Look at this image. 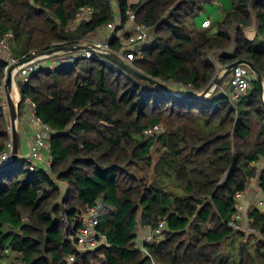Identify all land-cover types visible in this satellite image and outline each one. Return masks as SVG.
Instances as JSON below:
<instances>
[{
    "label": "trees",
    "instance_id": "1",
    "mask_svg": "<svg viewBox=\"0 0 264 264\" xmlns=\"http://www.w3.org/2000/svg\"><path fill=\"white\" fill-rule=\"evenodd\" d=\"M115 1L122 22L131 8L153 33L150 44L134 49L132 65L172 92L102 56L42 67L21 80L19 117L31 99L54 132L51 164L31 169L19 158L0 169V264L5 248L21 254L19 264H264V212H247L255 230L248 236L230 224L237 194L257 176L252 163L264 158L258 82L252 73L235 102L219 89L203 99L178 92L182 84L191 87L185 93H202L218 67L238 59L264 75V0H230L215 32L214 22L193 21L204 0ZM83 6L93 8L91 17L67 29ZM115 19L113 0H0V39L13 33L9 54L0 53V153L10 139L1 103L9 58L81 43ZM121 38L114 33L111 49L130 52ZM258 180L264 190V165ZM95 206L97 228L111 245L78 250L71 228ZM162 220L160 237L140 249L142 229Z\"/></svg>",
    "mask_w": 264,
    "mask_h": 264
},
{
    "label": "built area",
    "instance_id": "2",
    "mask_svg": "<svg viewBox=\"0 0 264 264\" xmlns=\"http://www.w3.org/2000/svg\"><path fill=\"white\" fill-rule=\"evenodd\" d=\"M207 1V0H204ZM94 12L93 8L90 6H83L78 13L76 22L80 20L79 24L82 23V21L88 20L92 13ZM127 14L130 15L132 18L131 20L135 22V16L132 14V11L130 8L127 9ZM119 18V19H118ZM128 21V20H127ZM129 22V21H128ZM131 22V21H130ZM73 23V22H72ZM71 23V24H72ZM78 23V22H77ZM122 19L120 17V14L117 16L114 22L109 23V27L112 29H115L118 25H121ZM107 25V26H108ZM211 25V21L209 19L204 20L201 23V27H209ZM135 27H137L135 30L137 32L134 33L131 39V42L134 43L135 46H137L141 42L147 41V36L143 34V31L146 29V27L142 24H137L135 22ZM75 27H71L69 25L67 29H75ZM13 37L12 32H8L2 39H0V50L1 52H4V49H8V40ZM86 40V39H85ZM83 40L81 43H85L88 40ZM97 45L106 48L111 49L110 47V40L106 41H93ZM147 44H150L149 41H147ZM132 50L128 53H124L123 51L118 52L120 55H122L128 62H131L135 55L134 48H131ZM138 49V48H137ZM83 56V57H99L100 55L92 52H76L71 54H57L53 57H55L56 61L60 64V66L68 64L70 61L75 60ZM51 58L50 56H45L43 54H33L31 56H24L21 59H15V58H9V63L6 67L7 69L14 64L19 63L22 60H25V62L14 70V98L16 101L20 103L22 100L19 88H18V82L16 80L17 77H20V80H28L31 74L38 69H41L43 66L42 62L43 60ZM211 59L213 62L217 63L219 61L218 52L213 53L211 55ZM224 71V68L221 69L220 72L222 73ZM217 73V74H218ZM252 70L247 65H239L237 66L233 72H232V80L231 85L233 86L234 90L229 93L227 92L226 95L231 99L232 102H235L239 99L241 94L245 91H247L251 85V75ZM5 83V80H4ZM178 88L181 93H185L188 91V89H191L190 85H182L179 84ZM2 106L5 110L9 109L8 105V99L6 95L5 86H3V92H2V100H1ZM25 107L28 112V115L31 118V122L34 126V144L32 146V150L30 153L27 154L25 157L28 161H30L32 164L30 166L31 169H35L37 164H44L47 167H50V137L53 130L51 129L50 125L45 123L43 120L37 117L36 115V105L31 99H26L25 101ZM9 133H10V139L7 143V149L0 153V164L8 162L13 154V139H12V126H9ZM255 166L262 167L264 165V158L261 159L259 162L253 163ZM247 188H245L244 191L239 192L237 194L236 199V207H237V215L236 220L231 221L230 224L237 229H241L243 231L247 232H255V230L249 226V223H246L247 217V211L244 210L242 207V200L245 197V194H247ZM263 204V202H261ZM248 210V209H247ZM98 207L95 206L93 208H88V213L85 215V218L83 219L81 224H77V222L73 223V226L71 228V234L69 238L71 239L72 243L75 245L76 249L78 250H88V249H95L102 246H110V242L107 238V236L100 232L97 228L98 225ZM247 216V217H246ZM246 225V226H245ZM165 226V220H162L158 227L152 228L151 226L147 225L144 227V234L141 236V240L137 241V246L142 249L143 251H147L145 247V242L151 241L153 239H158L160 235L162 234V231ZM1 253V250H0ZM2 257H4L1 260V264H19L15 261V259L21 254L19 252H16L12 248H5L2 251ZM70 261L74 260V256H71L69 258Z\"/></svg>",
    "mask_w": 264,
    "mask_h": 264
},
{
    "label": "water",
    "instance_id": "3",
    "mask_svg": "<svg viewBox=\"0 0 264 264\" xmlns=\"http://www.w3.org/2000/svg\"><path fill=\"white\" fill-rule=\"evenodd\" d=\"M92 52L96 53L100 56L105 57L109 61L113 62L120 68L124 69L128 73L140 78L147 80L149 82H152L166 90L171 91L163 82L159 81L158 79H155L151 77L150 75L145 74L144 72L140 71L139 69L135 68L131 62H128L122 55H120L118 52L113 51L112 49H106L99 45H97L94 42H85V43H76L71 45H64V46H55L45 52H42L41 54L45 56L53 57L57 54H73L78 52ZM79 58V56H78ZM25 60L20 61L17 64L11 65L7 71H6V77H5V90L6 95L8 99V105H9V113L11 117V125H12V139H13V154L11 159L3 164H0V169L11 166L15 164L19 159L20 154V147H21V134H20V117L18 113V107L19 102L15 100L14 98V70L17 68V66L23 64ZM239 65H247L252 70L257 82L259 89L261 91V98L264 106V75L261 73V71L253 64V62L246 60V59H238L234 61L233 63L227 65L224 67V71L222 73H218L215 75V77L212 79L210 84L205 88V90L200 94H188L183 93L181 96H187L189 98H198L203 99L208 97L212 91L220 85L223 80L229 76L233 70L239 66ZM172 92V91H171ZM54 135V132L51 133V136ZM237 165V157H234L233 162L231 164L230 170L234 171Z\"/></svg>",
    "mask_w": 264,
    "mask_h": 264
},
{
    "label": "rangeland",
    "instance_id": "4",
    "mask_svg": "<svg viewBox=\"0 0 264 264\" xmlns=\"http://www.w3.org/2000/svg\"><path fill=\"white\" fill-rule=\"evenodd\" d=\"M138 1L139 0H129V3L130 4H133V3H137ZM225 3H226L225 7L224 8L221 7V9L219 10V5H217V4H220L219 1H215V2H209L208 0L207 1H203V10L200 11V13L198 12L195 15V17L193 18V21L195 23H200L201 18H203V17H205L207 15H212V18L214 19V24H213V26L211 27L210 30H211V32H215L216 31V28H217L216 21L220 18V15L218 16V14H219L218 11H220L221 14H223L225 11H228V10H230L232 8V2L230 0H227V2H225ZM113 6H114L115 17L117 18V16L119 15V7H118L117 1L113 0ZM214 7H216L217 9H215ZM132 14H133V12H132ZM131 17L129 15V17H127L126 21L123 22V24L118 25L114 29L115 30L114 32L110 33V31H112V28H110V27H108L110 29H107V30L100 29L102 32H99L100 30H98L97 33H93V34L89 35L86 38V40H88V42H93V41H106V40H110L114 36V33H115L120 38L122 37L121 38L122 39L121 40L122 41L121 44H122L123 48H128L129 47V48H134L135 49V48H138V46H139V49H140L141 45H147V41H150L153 38V33H152V30L150 28L146 27V29L143 31V34L145 36H147V41L146 42H141L137 46H135L134 43L131 42V39H132L133 34H135L134 33V30L137 27H135V22H133L131 20L132 19ZM77 22L74 21L71 24V27H75V26L78 27L80 20L77 21ZM104 27L106 28L107 25L104 26ZM198 27H200V24H199ZM103 31H106L109 34H107L106 32H103ZM137 31L135 30V32H137ZM127 35H129V36H127ZM53 45H57L58 46V43L55 42V43H53ZM4 50H5L4 52H1V50H0V53H3L4 55L9 54V50H10L9 47H8V49H4ZM81 57H83V56H81ZM103 58H105V57H103ZM53 60H55V61H53ZM49 61L55 63L56 62V59H55V57H51V58H47V59L43 60L42 64H43L44 68H46V69H48V68H51V69L54 68L53 67L54 66V63L53 64H48ZM82 62L83 63H86L87 60H82ZM58 65H60V64L58 62H56V65L55 66H58ZM221 69H222V67H218L217 73L220 72ZM231 78H232V73L229 76H227V78L225 79V81L222 82L220 85H218L212 91V93H214V91L216 89L221 90L225 94L227 92L233 91L234 88L231 85V80H232ZM16 80L18 82V88H19V82L21 81L20 80V77H17ZM178 92L180 93V90H178ZM22 110H23V112L25 114L26 111H27L26 110V107H25V104H24V107L22 108ZM24 114H23V116H24ZM6 117H7V121H8L9 126H11V117H10L9 109H7V116ZM9 126H8V128H9ZM158 130L160 131V129H158ZM154 157L157 158V154H154ZM261 169H262V167L257 166V176L251 178V180L249 181V183H248L249 186L247 188V194H245V197L243 198L242 203H241L242 204V207L247 212H250L251 210H253L255 208H260L261 211L264 212V190H262L260 188V186H259V180H258L259 179V173H260ZM148 176H149V179H152L153 178V171L152 170L149 171ZM61 185H62V189L65 191V184H61ZM244 201H246V202H244ZM261 202H263V204H261ZM85 215H87V214H85ZM252 221H253V219L251 217H249V215H248L247 220H246V223H249L250 224L249 226H251ZM244 232L246 233L247 236L250 233H253V232H247V231H244ZM143 234H144V229H142V231H141V236ZM141 236H140V238H141Z\"/></svg>",
    "mask_w": 264,
    "mask_h": 264
},
{
    "label": "crops",
    "instance_id": "5",
    "mask_svg": "<svg viewBox=\"0 0 264 264\" xmlns=\"http://www.w3.org/2000/svg\"><path fill=\"white\" fill-rule=\"evenodd\" d=\"M219 1L220 4H217L219 5V10L222 8L225 7L227 0H217ZM217 7V6H216ZM216 7H214L215 9H217ZM219 14L218 16L220 15V18L222 17L223 14H221L220 11H218ZM219 18V19H220ZM206 19H209L211 22H214V19L212 18V15H207L203 18H201L200 20V23H196L197 26H201V23L206 20ZM109 25L105 28H101L102 30H107V29H110L108 28ZM115 30L112 29V31H110V33L114 32ZM99 32H102L101 30ZM103 32H106V31H103ZM97 33V32H95ZM107 34H109L108 32H106ZM252 36L250 37H253L254 33L251 34ZM55 61V60H53ZM57 62V61H56ZM56 62H51L49 61L48 64H53L54 63V66L53 67H56ZM14 94V93H13ZM20 134H21V147H20V154H19V158H25L27 156L28 153L31 152L32 150V146L34 144V126L31 122V118L30 116L28 115V112L26 111V113L24 114V116H22V118L20 119ZM246 202V201H244ZM249 203V202H248Z\"/></svg>",
    "mask_w": 264,
    "mask_h": 264
},
{
    "label": "clouds",
    "instance_id": "6",
    "mask_svg": "<svg viewBox=\"0 0 264 264\" xmlns=\"http://www.w3.org/2000/svg\"><path fill=\"white\" fill-rule=\"evenodd\" d=\"M12 126V125H11Z\"/></svg>",
    "mask_w": 264,
    "mask_h": 264
}]
</instances>
